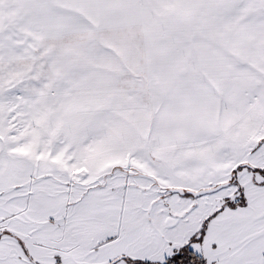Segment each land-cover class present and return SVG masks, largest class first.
<instances>
[{
	"label": "snow or ice",
	"instance_id": "obj_1",
	"mask_svg": "<svg viewBox=\"0 0 264 264\" xmlns=\"http://www.w3.org/2000/svg\"><path fill=\"white\" fill-rule=\"evenodd\" d=\"M0 264H264V0H0Z\"/></svg>",
	"mask_w": 264,
	"mask_h": 264
}]
</instances>
